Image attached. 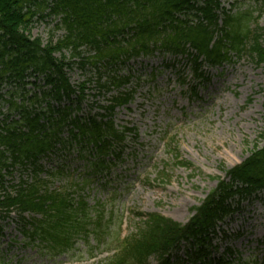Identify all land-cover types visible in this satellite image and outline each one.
<instances>
[{
	"label": "trees",
	"instance_id": "trees-1",
	"mask_svg": "<svg viewBox=\"0 0 264 264\" xmlns=\"http://www.w3.org/2000/svg\"><path fill=\"white\" fill-rule=\"evenodd\" d=\"M256 1L264 10V0ZM49 3H53V13L62 14L66 35L43 46L40 39H31L25 31L32 18ZM253 12L255 8L242 9L236 2L227 8L222 0H0V90L5 83L21 82L31 69L54 68L58 76L54 80L55 94L60 100L63 90L69 98L73 88L62 68L74 63L96 67L98 87L118 92L103 106L105 112L100 116L70 120L76 130L71 131L76 143L82 151L89 150L97 157L88 171L89 177L94 176L109 168L106 156L115 152L113 149L122 151L127 132L132 130L117 128L113 120L116 108L133 99L134 92L119 89L131 77L118 74L119 69L131 59L167 53L174 61L182 57L195 78L204 82L209 79L205 68L223 66L231 60L232 52L241 54L248 50L252 58L264 64L263 35L250 28L255 19ZM54 51L60 55L54 56ZM85 88V84L81 85L78 104L85 98ZM9 93L11 108L21 111V125L30 127V132H23L18 121L2 127L5 133L0 134V143L9 146L13 156L37 160L57 143L66 144L60 135L74 101L58 110L60 118L55 120L53 129L46 130L39 123L38 114L31 118L33 110L13 100L17 91ZM3 165L0 156L1 181ZM35 171L41 168L36 167ZM226 178H220L216 187L193 207L194 213L187 222L159 213L146 214L142 219L144 215L140 214V225L122 239L120 225L114 232L106 224L113 214L106 218L105 213H99L95 219L89 202L83 196L78 198L77 192L93 182L88 179L83 186L71 183L59 191L47 189L46 182L39 179L20 186L15 195H3L0 208L6 214L12 209L17 211L25 236L39 238L56 255L74 250L80 236L87 241L94 236L100 242L104 238L113 241L115 237L119 241L115 246L97 244L96 247L106 245V251L112 253L93 264H154V259L156 264H231L228 257L234 254L232 248L228 246L224 254L214 256L217 248L211 240L219 221L235 209L236 197L240 205L242 199L264 192V145L255 144L249 157L226 169ZM26 212L40 214L41 218L29 220L24 216ZM182 241L190 243L186 244L185 259L175 254Z\"/></svg>",
	"mask_w": 264,
	"mask_h": 264
},
{
	"label": "rangeland",
	"instance_id": "rangeland-1",
	"mask_svg": "<svg viewBox=\"0 0 264 264\" xmlns=\"http://www.w3.org/2000/svg\"><path fill=\"white\" fill-rule=\"evenodd\" d=\"M223 1L227 8L235 2L242 9L255 8L250 28L257 29L264 39V10L256 0ZM52 32L40 24L31 35L47 41ZM231 55L223 66L206 67L209 79L204 82L194 78L183 58L173 64L168 54L139 59L130 70L123 71L133 74L130 88L136 93L129 108L117 111L116 123L136 127L138 139H126L122 159L110 171L111 183H89L77 192L78 198L83 196L89 202L94 218L99 213H105L106 218L113 214L106 224L114 232L120 225L121 238L140 225L139 213L156 212L187 222L193 207L220 178H226V169L250 156L255 144H264L260 137L264 135V64L252 58L248 50ZM66 72L73 82L92 75L90 68L76 66L66 67ZM95 92V88L88 89L87 104L105 102L104 96H94ZM83 107L86 113L88 107ZM28 173L17 165L6 180L16 182ZM80 174L56 178L51 188L63 190L81 180ZM5 189L11 186H0V194ZM242 205L241 214L236 213L233 223L224 227L236 236L228 243L217 236L213 243L221 246L220 252L228 246L234 250L228 257L231 264H264V200H246ZM238 231L243 232L239 238ZM101 241L80 236L74 250L56 255L39 238L25 236L18 212L7 216L0 208V264H93L112 253L106 251V245L97 244L115 246L119 242L115 237ZM177 255L185 258V248Z\"/></svg>",
	"mask_w": 264,
	"mask_h": 264
}]
</instances>
